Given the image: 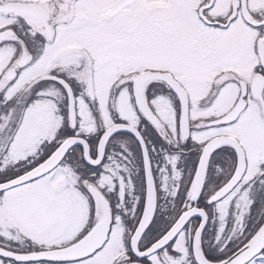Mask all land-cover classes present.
Here are the masks:
<instances>
[{
	"label": "snow or ice",
	"instance_id": "snow-or-ice-1",
	"mask_svg": "<svg viewBox=\"0 0 264 264\" xmlns=\"http://www.w3.org/2000/svg\"><path fill=\"white\" fill-rule=\"evenodd\" d=\"M0 264H264V0H0Z\"/></svg>",
	"mask_w": 264,
	"mask_h": 264
}]
</instances>
